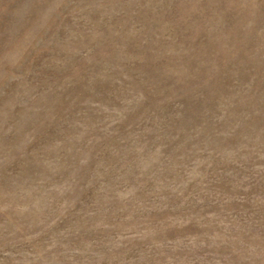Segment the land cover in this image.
<instances>
[{
	"label": "rangeland",
	"instance_id": "1",
	"mask_svg": "<svg viewBox=\"0 0 264 264\" xmlns=\"http://www.w3.org/2000/svg\"><path fill=\"white\" fill-rule=\"evenodd\" d=\"M0 264H264V0H0Z\"/></svg>",
	"mask_w": 264,
	"mask_h": 264
}]
</instances>
